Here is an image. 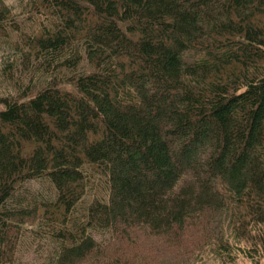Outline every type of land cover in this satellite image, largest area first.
<instances>
[{
  "label": "trees",
  "instance_id": "16d2710c",
  "mask_svg": "<svg viewBox=\"0 0 264 264\" xmlns=\"http://www.w3.org/2000/svg\"><path fill=\"white\" fill-rule=\"evenodd\" d=\"M0 264H264V0H0Z\"/></svg>",
  "mask_w": 264,
  "mask_h": 264
}]
</instances>
